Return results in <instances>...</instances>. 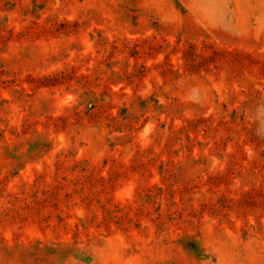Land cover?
<instances>
[{"label": "rangeland", "instance_id": "374dc122", "mask_svg": "<svg viewBox=\"0 0 264 264\" xmlns=\"http://www.w3.org/2000/svg\"><path fill=\"white\" fill-rule=\"evenodd\" d=\"M0 264H264V0H0Z\"/></svg>", "mask_w": 264, "mask_h": 264}]
</instances>
